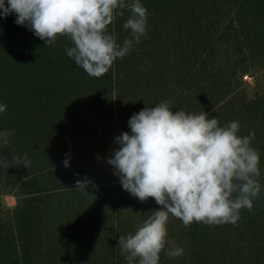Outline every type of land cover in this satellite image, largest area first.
Returning <instances> with one entry per match:
<instances>
[{"label":"trees","instance_id":"1","mask_svg":"<svg viewBox=\"0 0 264 264\" xmlns=\"http://www.w3.org/2000/svg\"><path fill=\"white\" fill-rule=\"evenodd\" d=\"M141 3L146 38L100 78L67 56V37L46 46L15 14L0 19V104L7 106L0 132L12 133L0 157L31 161L27 168L0 162V187L17 198L0 220V264H127L119 237L134 234L160 206L124 191L107 160L119 148L115 138L130 133V117L163 101L173 112L204 111L220 126L238 121L240 136L254 132L261 191L235 224L185 227L170 216L168 241L184 253L170 258L166 244L159 264H264V95L245 96L229 116L231 83L245 85L243 74L264 67V0ZM129 15L108 26L121 45ZM224 84L221 97L203 96L206 86ZM84 177L92 181L88 195L75 189Z\"/></svg>","mask_w":264,"mask_h":264},{"label":"clouds","instance_id":"2","mask_svg":"<svg viewBox=\"0 0 264 264\" xmlns=\"http://www.w3.org/2000/svg\"><path fill=\"white\" fill-rule=\"evenodd\" d=\"M130 13L123 29L130 37L117 43L108 26L124 11ZM15 14V23L26 26L46 46L58 36L72 47L66 54L90 77L105 75L133 44L146 38L147 9L141 0H0V19ZM168 101L133 114L129 132L115 138L119 145L107 163L119 176L122 189L141 202L153 199L154 211L134 234L120 236L118 247L127 264H159L160 253L178 258L184 249L168 241L169 217L206 225L235 224L242 209L252 210L261 191L260 156L251 146L255 133L238 135L240 124L220 126L215 117L183 110L173 112ZM0 104V113L6 110ZM12 133L0 132V148L7 147ZM5 158L0 157V162ZM27 154L4 162L5 167H29ZM68 167V160L63 162ZM92 181L78 179L75 189L85 191Z\"/></svg>","mask_w":264,"mask_h":264},{"label":"rangeland","instance_id":"3","mask_svg":"<svg viewBox=\"0 0 264 264\" xmlns=\"http://www.w3.org/2000/svg\"><path fill=\"white\" fill-rule=\"evenodd\" d=\"M244 75L247 76V78L244 79V77H242V79L247 84L242 85V83L240 84L238 81L234 80L230 85V88H233L234 92L236 93L232 98L233 100L235 98V101L232 102L233 108H230V117L232 116L231 114L236 113L243 106V100L245 99V96L250 100L251 95H264V67H256L253 71L246 72L245 74H243V76ZM238 85H241V87H237ZM227 87L228 86L225 84L220 86L208 85L204 88L205 90L203 96H207L208 99H211L214 94L218 93L216 98H219L221 97V94L219 93H221V91L223 92L224 90H226ZM242 87L246 90L244 92V96L240 95V90ZM232 93L233 92L230 91L229 95H232ZM16 204V196L10 193L7 189L0 187V220L6 221L9 216V213L7 211L13 209Z\"/></svg>","mask_w":264,"mask_h":264},{"label":"built area","instance_id":"4","mask_svg":"<svg viewBox=\"0 0 264 264\" xmlns=\"http://www.w3.org/2000/svg\"><path fill=\"white\" fill-rule=\"evenodd\" d=\"M247 78V76H244V79H246Z\"/></svg>","mask_w":264,"mask_h":264}]
</instances>
